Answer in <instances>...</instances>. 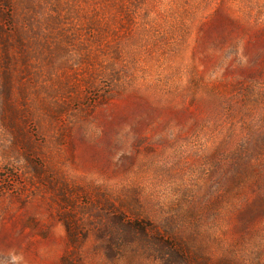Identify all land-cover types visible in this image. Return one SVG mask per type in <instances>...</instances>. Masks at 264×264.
Returning <instances> with one entry per match:
<instances>
[{
  "label": "rangeland",
  "instance_id": "374dc122",
  "mask_svg": "<svg viewBox=\"0 0 264 264\" xmlns=\"http://www.w3.org/2000/svg\"><path fill=\"white\" fill-rule=\"evenodd\" d=\"M0 264H264V0H0Z\"/></svg>",
  "mask_w": 264,
  "mask_h": 264
},
{
  "label": "trees",
  "instance_id": "16d2710c",
  "mask_svg": "<svg viewBox=\"0 0 264 264\" xmlns=\"http://www.w3.org/2000/svg\"><path fill=\"white\" fill-rule=\"evenodd\" d=\"M136 226V225H135ZM135 226L133 225V227L135 228ZM175 260L177 261V262H180V258L177 256V254H175Z\"/></svg>",
  "mask_w": 264,
  "mask_h": 264
}]
</instances>
